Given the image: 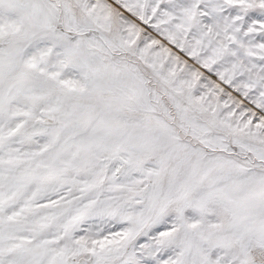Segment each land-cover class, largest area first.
Returning <instances> with one entry per match:
<instances>
[{"label":"snow or ice","instance_id":"1","mask_svg":"<svg viewBox=\"0 0 264 264\" xmlns=\"http://www.w3.org/2000/svg\"><path fill=\"white\" fill-rule=\"evenodd\" d=\"M0 264H264V0H0Z\"/></svg>","mask_w":264,"mask_h":264}]
</instances>
